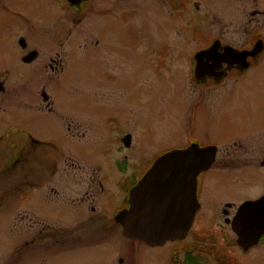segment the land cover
I'll return each mask as SVG.
<instances>
[{
	"label": "rangeland",
	"instance_id": "374dc122",
	"mask_svg": "<svg viewBox=\"0 0 264 264\" xmlns=\"http://www.w3.org/2000/svg\"><path fill=\"white\" fill-rule=\"evenodd\" d=\"M92 1L64 18L56 0H11L10 10L24 12L28 24L9 19L12 15L0 18V71L12 75L36 71L21 64L14 40L3 34L20 28L22 35L48 48L55 27L73 29L65 60L70 65L52 80L55 90L48 96L63 112L90 113L82 140L68 138L51 116L35 114L44 106L38 91L51 78L41 66L16 88L17 97L0 95V108L3 101L6 109L0 110V264H264V238L243 252L232 218L226 225L218 206H204L183 242L159 248L124 239L114 217L126 206L127 189L170 151L198 144L222 147L234 158L237 147L229 144L236 140L264 145V58L242 81L224 82L201 96L202 88L187 76L195 53L191 35H179L176 9L167 5L171 0ZM114 13H120L117 22ZM60 17L71 24H60ZM202 25L216 24L205 20ZM24 90L33 95L18 97ZM26 109L32 112L25 114ZM22 128L44 142L37 153L26 152L25 168L20 160L24 149L10 135ZM5 134L14 142L3 141ZM128 136L132 141L126 148L121 140ZM56 147L58 154L61 148L69 150L73 161L54 162ZM249 156L256 159L257 154ZM232 163L230 175H205L206 185L215 184L211 191L218 195L205 194L203 202L227 198L240 204L264 194L260 161L250 167ZM95 203L103 216L93 211ZM233 207L238 212L241 206Z\"/></svg>",
	"mask_w": 264,
	"mask_h": 264
},
{
	"label": "flooded vegetation",
	"instance_id": "af4514ba",
	"mask_svg": "<svg viewBox=\"0 0 264 264\" xmlns=\"http://www.w3.org/2000/svg\"><path fill=\"white\" fill-rule=\"evenodd\" d=\"M56 1H58V4L63 11V17L66 18V15L70 16L73 15V13H80L84 6L92 0ZM10 4L11 0H0V18L5 19L7 17L6 15H12L9 19L16 21L19 20L23 25H25V23L28 24L25 13H21L17 10L11 11ZM167 5L172 11L176 9L173 17L176 15L175 19L178 22L179 35L182 34L181 32L185 33V35H191L188 39L193 43L191 49L192 51L194 50L195 53L190 68L188 69L189 74H187V76L191 79L192 83L196 84L199 88H202V91H199L201 96L212 94L216 88L215 86H220L224 82L231 80L237 82L242 81L246 76L252 74L255 68H259L260 61L264 58V0H171L168 1ZM101 8H103V5ZM104 15H107V13L105 12ZM64 18H59L60 24L64 21L66 22ZM113 18V20L117 22L120 18V13H114ZM184 20L190 21L194 26L195 23L199 25H196L195 27L181 26L184 24ZM205 20L209 21L210 24L213 22V24L216 25L210 27L202 25L205 23ZM66 23L71 24V22ZM236 23H238V25ZM68 28H70V30H68ZM31 29L29 31H32ZM59 29L62 31L61 27ZM59 29L55 27V33L50 34L52 42L51 45L47 44L49 46L48 48H43L40 43L33 41L32 35H22V33H20V28L10 34H3L6 40H14L13 45L18 51V56L20 55L21 64L34 68L36 72H33L32 74L12 75L8 70L0 71V95L2 98L11 95L15 97L16 93L18 94L16 88H18V86L20 88V85H23L26 79L33 78L37 74L39 66L43 67L45 72L49 73L50 71L51 78L46 79V83L38 91V95L42 98L44 106L40 108L41 112L35 111V114L51 116L55 121L54 126L57 125L62 132H65L68 135V138L82 140L86 138L89 129V123H87L90 116L89 111L84 109L79 115L63 112L58 108L55 101L48 96V93L51 94V92L55 90L52 80L55 78L60 79L65 73L64 67L70 65L69 63L66 64L65 60L70 51L69 49H72L73 46V43L69 41V36H72L73 29L67 26L65 27V32L62 31V33ZM66 41L68 42L66 43ZM97 45H99V42H97ZM241 53L247 54L245 56V54ZM63 54H66V56ZM239 55L245 57L242 58ZM18 56H16V58ZM0 60H2L1 57ZM53 74H55V76L52 77ZM66 75L70 76V72ZM61 81L62 80L59 82ZM58 84H56V88ZM195 92L197 93L198 91L195 90ZM19 93H21L18 96L20 98H30L33 95L31 90L19 91ZM2 105H4L3 101ZM31 112L32 111L30 110H25V114H30ZM113 120L115 121L116 118L114 117ZM10 135H13L24 144L20 145L19 143L18 145L22 146L24 149L20 155V157H22L20 160H23L21 162H24L23 168H25V164L28 161L27 157H30V155H26V152L27 154H32V152L37 153L39 151V146L42 147L44 142L40 141L26 128L18 129L16 135L15 133H10ZM10 135H3L2 140L5 141L10 139V137H13ZM123 140L124 139L121 141L123 142ZM229 145H235L237 147V150L235 149L234 158H230V153H223V151H221L222 147H220L212 169L209 172L200 175L199 182L197 183V197L199 201H202L199 206L225 207V210L222 212L219 208L218 213H223L226 225L227 223L229 225V222H227L230 221L229 217L233 220L237 214V210L233 206H242L243 203L239 204L235 202L237 203L235 204L227 198H223L220 202H203V199H205L203 195L212 196V198H215V196L218 195V193L211 191V187L213 188L215 184H210V186L206 185L205 175L212 171L230 175L231 173L228 171L230 168L229 162H233L234 164L242 162V166L250 167L248 164H254L255 162L260 161V166H258V168L264 169V147H262L264 145H261L254 140L241 139L236 140ZM58 149L56 147L54 151L56 153V158L53 159L54 162H56L58 158H60L63 163L73 161L74 158L69 154V150H62L61 148L58 154ZM61 151H64L67 156H60L62 154ZM252 153L255 155L257 154L256 159L255 157L253 159L249 158V155ZM66 158L68 160H66ZM220 158H222V160L220 161L221 163L218 164ZM228 160L230 161L228 162ZM57 174L55 167V173L53 174L55 178L57 177ZM142 177L136 180L133 187L142 179ZM99 186L103 193V199L108 198L107 192L102 187L101 180ZM262 196H260V198ZM258 200L259 198L255 201ZM93 207L95 213L99 210V216H103L104 211L102 210V206H96L95 203V206ZM126 208H128V206H125L123 209ZM117 212L119 213L120 211ZM116 215L117 214H115L114 217H116ZM263 241L264 240H262V242Z\"/></svg>",
	"mask_w": 264,
	"mask_h": 264
},
{
	"label": "water",
	"instance_id": "95a60500",
	"mask_svg": "<svg viewBox=\"0 0 264 264\" xmlns=\"http://www.w3.org/2000/svg\"><path fill=\"white\" fill-rule=\"evenodd\" d=\"M124 145L131 146L130 136ZM216 156L214 147L201 149L193 144L188 150H174L160 157L130 191L129 209L116 217L123 237L149 248L184 241L200 209L198 177L211 169ZM232 230L243 252L258 246L264 238V200L241 206Z\"/></svg>",
	"mask_w": 264,
	"mask_h": 264
},
{
	"label": "bare ground",
	"instance_id": "6f19581e",
	"mask_svg": "<svg viewBox=\"0 0 264 264\" xmlns=\"http://www.w3.org/2000/svg\"><path fill=\"white\" fill-rule=\"evenodd\" d=\"M190 20V19H189ZM191 21V20H190ZM185 25V27H187L189 24L188 23H185L184 24ZM190 25H192V26H194V24H192V23H190ZM245 54H247V53H245ZM64 56H66V54H63ZM246 61H247V59H246ZM261 67V66H260ZM259 67V68H260ZM258 67L257 68H255L253 71L255 72L256 70H258L259 69ZM6 104V103H5ZM3 107H4V105H3ZM3 107H1L0 108V110H4V111H6V109H3ZM27 110V109H26ZM3 111V112H4ZM31 133V132H30ZM34 135V134H33ZM10 139H11V141H13L14 139H13V137H10ZM16 142L15 143H20V145H24L20 140H15ZM14 142V141H13ZM198 145V144H197ZM191 146V145H190ZM189 146V147H190ZM201 149H205V148H207L208 146H201V145H198ZM21 148H22V146H20ZM209 147H214L216 150H217V154H218V150H219V147H216V146H209ZM181 151H183V150H188V148H183V149H180ZM169 153V152H168ZM217 157V156H216ZM20 158V157H19ZM211 169H212V167H211ZM210 169V170H211ZM209 170V171H210ZM209 171H206V172H203V173H201V175H203V174H205V173H207V172H209ZM123 172V171H122ZM147 174V172L145 173V175ZM144 175V176H145ZM199 180V179H198ZM199 181H197V183H198ZM134 185V184H133ZM136 186V185H135ZM134 186V187H135ZM133 186H131V187H129L128 189H127V191H126V206H129V198H130V196H129V194H130V191L134 188ZM262 196V195H261ZM262 200H264V195L260 198L259 197V200L258 201H262ZM197 201H198V205L200 204V202H202L201 200L199 201V199H198V197H197ZM258 201H255V202H258ZM253 201H251V202H245V203H243L242 205H244V204H246V203H252ZM202 208H204L203 206H201ZM202 208H200L198 211H197V214H196V217H195V219H194V223L193 224H195L196 223V218H197V216H198V214H199V212L201 213L202 211H203V209ZM122 211H120L119 213L117 212L116 214V217L118 216V214H120ZM238 213V212H237ZM237 215V214H236ZM236 217V216H235ZM234 217V218H235ZM234 220V219H233ZM240 248V247H239Z\"/></svg>",
	"mask_w": 264,
	"mask_h": 264
},
{
	"label": "trees",
	"instance_id": "16d2710c",
	"mask_svg": "<svg viewBox=\"0 0 264 264\" xmlns=\"http://www.w3.org/2000/svg\"><path fill=\"white\" fill-rule=\"evenodd\" d=\"M226 262V261H225ZM226 264H233L231 261H229V262H226Z\"/></svg>",
	"mask_w": 264,
	"mask_h": 264
}]
</instances>
